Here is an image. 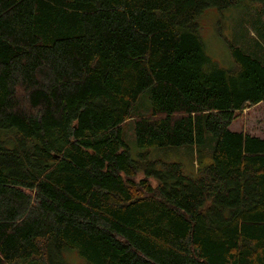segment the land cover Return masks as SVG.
I'll return each instance as SVG.
<instances>
[{"label":"trees","instance_id":"trees-1","mask_svg":"<svg viewBox=\"0 0 264 264\" xmlns=\"http://www.w3.org/2000/svg\"><path fill=\"white\" fill-rule=\"evenodd\" d=\"M242 1L0 0V264H264V139L229 129L264 50L220 68L197 22Z\"/></svg>","mask_w":264,"mask_h":264},{"label":"rangeland","instance_id":"rangeland-1","mask_svg":"<svg viewBox=\"0 0 264 264\" xmlns=\"http://www.w3.org/2000/svg\"><path fill=\"white\" fill-rule=\"evenodd\" d=\"M262 3L263 2L246 0L224 10L215 8L207 9L198 17L199 34L204 45L205 53L215 61L220 68L228 70L234 67V60L228 48L229 44H233L234 46L248 51H256V48L260 47L264 50L263 42H259V32L252 24L255 20L264 22V5ZM148 94L149 91H146L139 98L134 113L135 116L148 113V108L150 106ZM259 106L260 107L256 109L259 111L258 116H254V113L239 112L229 129L233 132H238L240 128H243V124L247 126H264V103ZM252 114L253 117H256V121L253 124H251V120H253L251 119ZM250 128L254 127H249V130ZM260 128L261 130L263 129V127ZM123 137L129 146L133 145L132 121H127L123 124ZM213 145L214 143L210 145L211 148L206 156V159L209 161L211 159ZM140 151L145 152V150ZM157 156H160V158L167 163H180L186 176L195 175V164L197 162L199 165L202 160L201 157L196 156L194 149L188 150L185 148L175 151H150L149 157L151 159ZM62 257L66 264H85V261L81 259L75 251H66L63 253Z\"/></svg>","mask_w":264,"mask_h":264},{"label":"crops","instance_id":"crops-1","mask_svg":"<svg viewBox=\"0 0 264 264\" xmlns=\"http://www.w3.org/2000/svg\"><path fill=\"white\" fill-rule=\"evenodd\" d=\"M248 53H252V52H249L248 51ZM264 103V100L263 101H261L260 103H258V104H256V105H254V106H246L240 113H254L255 115L254 116H258V114H259V111L258 110H256L258 107H260L259 105H261V104H263ZM251 119H253V120H251L252 122H251V124H253L255 121H256V117H253V114H252V117H251ZM234 122V121H233ZM232 122V123H233ZM231 123V124H232ZM249 127H254V128H250V130L251 131H253V132H251L250 130H249ZM260 127H263V129L261 130V128ZM238 132H243L244 134H246V135H249V136H253V137H257V138H260V139H264V126H262V125H259V126H257V125H255V126H247L246 124H243V128H240L239 130H238Z\"/></svg>","mask_w":264,"mask_h":264}]
</instances>
